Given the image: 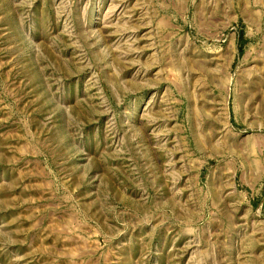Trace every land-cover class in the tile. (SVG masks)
Listing matches in <instances>:
<instances>
[{
    "label": "rangeland",
    "instance_id": "374dc122",
    "mask_svg": "<svg viewBox=\"0 0 264 264\" xmlns=\"http://www.w3.org/2000/svg\"><path fill=\"white\" fill-rule=\"evenodd\" d=\"M0 264H264V0H0Z\"/></svg>",
    "mask_w": 264,
    "mask_h": 264
}]
</instances>
